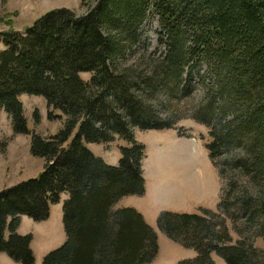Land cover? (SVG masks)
<instances>
[{
  "label": "trees",
  "instance_id": "trees-1",
  "mask_svg": "<svg viewBox=\"0 0 264 264\" xmlns=\"http://www.w3.org/2000/svg\"><path fill=\"white\" fill-rule=\"evenodd\" d=\"M152 10L165 52L140 67L121 66ZM0 37V107L45 160L39 177L0 190V253L34 264V236L18 232L21 218L47 220L67 192V239L43 264H152L157 232L137 209L117 208L146 193V146L134 130L191 137L177 124L185 115L164 118L156 103L196 74L204 96L188 116L209 129L205 147L224 182L220 201L216 210L164 211L158 226L196 250L179 264H215L213 254L227 264H264V0H98L85 14L51 9L25 33L10 28ZM23 94L44 97L49 119L63 118L64 127L50 136L32 132ZM34 118L40 121L38 110ZM117 138L128 142L117 165L88 147Z\"/></svg>",
  "mask_w": 264,
  "mask_h": 264
},
{
  "label": "rangeland",
  "instance_id": "rangeland-1",
  "mask_svg": "<svg viewBox=\"0 0 264 264\" xmlns=\"http://www.w3.org/2000/svg\"><path fill=\"white\" fill-rule=\"evenodd\" d=\"M98 0H0V32L14 28L25 33L39 17L55 8H69L77 14H85ZM161 27L159 16L152 10L139 32V44L120 61L121 66L140 67L143 59L165 52V47L159 42ZM4 43L0 37V50ZM147 69V68H146ZM202 75H208L209 69L201 63ZM84 79H89L88 72L81 73ZM204 88L196 76H184L179 91L172 99L156 103L157 110L164 118L171 113L183 114L178 126L189 129L191 137L179 136L177 140L171 139L169 133L163 134L160 130H141L135 128L136 139L146 146L145 174L150 194L146 197L131 195L123 198L117 208L132 207L143 212L146 221L158 234L159 252L152 264H179L182 260L194 259L197 252L193 248H186L181 243L172 240L158 226L162 212H199L191 204H183L182 200L161 194L164 191V182L180 179H202L205 191V208L216 210L220 201V190L224 184L218 168L209 157L205 143L210 140L209 129L188 116L192 109L202 100ZM24 104L28 127L32 132L42 136L57 134L64 127L63 118L50 120L48 117L47 102L44 97L23 94L20 96ZM38 110L41 118L37 123L34 112ZM55 113L60 114L59 111ZM176 135L178 131L168 129ZM179 135V134H178ZM128 142L117 138L109 143H89V148L99 155L105 153L111 164H119L120 147L127 146ZM116 158V160H115ZM45 167V160L33 156L31 153V136L16 134L12 128L11 117L0 107V190L30 178L39 177ZM62 194L60 202L51 205L50 216L47 220L35 221L24 216L21 223V234H32L34 240L32 248L36 257L34 264H43L48 253L61 247L67 239L64 224V203L68 195ZM9 257V256H8ZM215 264H227L219 255H212ZM14 264H20L10 258Z\"/></svg>",
  "mask_w": 264,
  "mask_h": 264
},
{
  "label": "crops",
  "instance_id": "crops-1",
  "mask_svg": "<svg viewBox=\"0 0 264 264\" xmlns=\"http://www.w3.org/2000/svg\"><path fill=\"white\" fill-rule=\"evenodd\" d=\"M163 134H167L169 133L170 135V138L171 139H174V140H177L179 138V135L173 133L172 131H168V130H162ZM89 147V146H88ZM99 156H101L106 162L108 163H113V162H110V160H108V156L107 154L103 153L102 152L99 154ZM116 160V158H115ZM143 170H144V176H145V179H146V185H147V178H146V174H145V160L143 162ZM180 183L179 184H174L175 181H172V182H168V181H165L164 183V191H162L160 188H158V191L161 193V194H164V195H168L170 194L171 197H173L174 201L177 199H181L183 204H191V207H194L195 209H197L198 211L201 209V208H205V191H204V186H203V180L200 178V179H180L179 180ZM66 195H68V193H65ZM64 194V195H65ZM150 194L148 188L146 187V193L144 194L145 196L143 197H146ZM120 203V202H119ZM138 210V208H135ZM139 211V210H138ZM141 212V211H140ZM187 212V211H185ZM143 215L144 213L141 212ZM24 216L26 215H23L22 218H21V223L23 221V218ZM145 217V215H144ZM20 229H21V224L18 228V232L20 233ZM21 234V233H20ZM7 253H4V252H1L0 253V264H14L13 261L10 259L11 257L9 256Z\"/></svg>",
  "mask_w": 264,
  "mask_h": 264
}]
</instances>
